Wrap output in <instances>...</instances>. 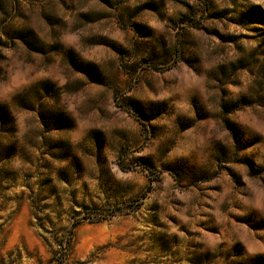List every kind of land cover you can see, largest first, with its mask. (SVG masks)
<instances>
[{"label":"rangeland","instance_id":"obj_1","mask_svg":"<svg viewBox=\"0 0 264 264\" xmlns=\"http://www.w3.org/2000/svg\"><path fill=\"white\" fill-rule=\"evenodd\" d=\"M0 264H264V0H0Z\"/></svg>","mask_w":264,"mask_h":264}]
</instances>
